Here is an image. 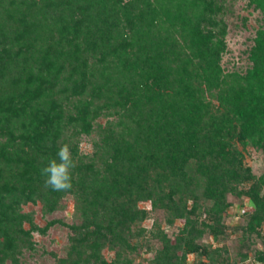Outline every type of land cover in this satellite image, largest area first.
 <instances>
[{
  "label": "trees",
  "instance_id": "obj_1",
  "mask_svg": "<svg viewBox=\"0 0 264 264\" xmlns=\"http://www.w3.org/2000/svg\"><path fill=\"white\" fill-rule=\"evenodd\" d=\"M246 2L264 14V0ZM223 3L0 0V262L28 244L18 205L36 196L52 209L69 191L46 188L40 173L65 143L82 207L71 226L79 264H130L124 254L135 249L130 238L142 234L136 223L145 216L138 199L163 209L168 224L184 218L173 241L155 234L153 264H185L187 251L209 264L221 257L196 241L221 234L229 192L252 205L242 233L259 235L264 170L253 177L243 169L235 142L264 152V27L244 71L223 73ZM98 97L105 101L97 105ZM109 106L117 119L100 130L91 155H79L75 137ZM104 244L115 249L111 261L99 254ZM253 259L264 264V249Z\"/></svg>",
  "mask_w": 264,
  "mask_h": 264
},
{
  "label": "rangeland",
  "instance_id": "obj_2",
  "mask_svg": "<svg viewBox=\"0 0 264 264\" xmlns=\"http://www.w3.org/2000/svg\"><path fill=\"white\" fill-rule=\"evenodd\" d=\"M223 5V13L218 15L224 26L222 35L224 45L219 57V66L223 73L243 72L249 65L247 54L255 32L258 28L264 27V14L258 8L247 4L246 0H224ZM169 35L174 36L178 41L181 40L177 33ZM93 100L97 105L105 101L103 97ZM212 102L215 103L213 100ZM116 111L117 108L112 106L101 109L100 115L92 121L90 132L80 133L75 137L79 155H91L95 150L94 143L99 142L100 130L117 119ZM0 141L2 142L1 139ZM235 146L242 154L240 166L248 169L251 176H259L264 170V152L250 146L243 147L238 141L235 142ZM122 167L125 171L132 170L127 165L123 166V162ZM125 171L123 172L126 173ZM249 183L248 181L240 187H246ZM261 191L264 193V189ZM75 193L72 188L68 192L61 193L56 206L52 209H49V203H44L36 196L21 202L18 210L28 219L22 220L20 227L23 231H29L28 244H21L16 248L13 258H4L0 264H73L75 260H77L75 264H79L81 255H77L71 245L75 237L71 226L78 225L83 219L80 213L82 210L80 198L77 199ZM122 193L121 190L117 196L118 200L126 197ZM225 199L228 206L222 216L221 234L213 237L203 233L196 243L205 246L208 250H219L221 257L226 258L230 264H259L253 259V254L254 251L264 249V222L257 228L258 236L255 234L245 236L241 231L245 222L243 215L244 212L251 210L252 205L248 200L237 197L231 192L226 193ZM187 204L189 205L190 201ZM203 205L207 204L203 202ZM134 207L145 213L144 218L136 223L142 229V234L130 238V243L135 245V249L125 253L124 257L130 260V264H153V259L161 247V242L155 234L160 231L173 241L184 218H176L168 224L167 213L163 209L153 208L150 200L138 199L134 202ZM202 219H205L203 214L199 216V220ZM134 226L135 224L132 228ZM114 250L104 244L99 254L106 261H111ZM83 253V256L89 253V248ZM221 257L213 258L215 259L213 264H219ZM209 263V259L203 254L189 251L185 253V264Z\"/></svg>",
  "mask_w": 264,
  "mask_h": 264
},
{
  "label": "clouds",
  "instance_id": "obj_3",
  "mask_svg": "<svg viewBox=\"0 0 264 264\" xmlns=\"http://www.w3.org/2000/svg\"><path fill=\"white\" fill-rule=\"evenodd\" d=\"M75 167L71 145H61L54 158L48 159L47 164L40 169L46 188L52 191H67L72 187V172Z\"/></svg>",
  "mask_w": 264,
  "mask_h": 264
}]
</instances>
